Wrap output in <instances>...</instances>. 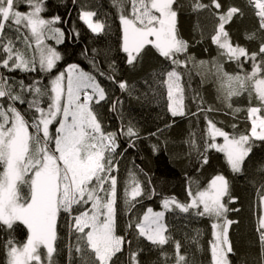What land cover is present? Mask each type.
<instances>
[{
  "label": "snow or ice",
  "instance_id": "1",
  "mask_svg": "<svg viewBox=\"0 0 264 264\" xmlns=\"http://www.w3.org/2000/svg\"><path fill=\"white\" fill-rule=\"evenodd\" d=\"M72 2L77 5V0ZM246 2L258 18V27L244 33L245 41L257 45L251 50L234 41L228 28L234 18L243 17V9L222 0H187V5L181 0H108L113 11L104 12L103 18L81 0L77 19L93 35H111L118 21L117 47L128 70H141L150 49L159 58L157 67L130 82L122 77L111 48L85 46L81 56L89 70L78 63L61 68L64 54L57 46L78 41L81 32L76 21L64 28L60 25L68 20L48 16V0H0V264H61L65 252L67 264H147L142 241L157 253L151 264H198L197 253L205 251L203 229H192V235L185 231L177 239L168 213L177 220L180 214L208 220V264H236L230 229L239 223L231 216L241 210L235 207L240 196L224 172L207 181L185 172L186 199L181 201L157 192L151 176L134 165L119 192V158L138 140L152 137L157 141L150 144L152 153H161L168 144L167 139L161 143L164 132L174 118L185 116L195 118L197 125L182 141L187 147L184 158L189 164L194 159L195 173L209 164L214 150L222 154L232 178L239 177L254 190L259 252L253 264H264V157L253 160L257 149L264 151V0ZM185 7L196 16L193 32L200 39L195 43L210 39L216 47L210 59H198L190 51L193 41L180 31ZM202 12L215 21L207 36L200 25ZM229 64L235 69L229 71ZM194 75L200 87L214 86L222 107L205 104L192 87ZM100 78L130 100H163L173 121L142 137L134 119L126 117L124 100L113 99ZM245 96L247 107L234 103ZM103 104L120 121L116 131L103 123L98 111ZM222 109L237 122L211 118ZM121 137L127 141L123 151ZM155 197H160L161 210L145 208L144 202ZM21 231L22 240L17 235ZM239 264H249L248 258L239 257Z\"/></svg>",
  "mask_w": 264,
  "mask_h": 264
},
{
  "label": "trees",
  "instance_id": "2",
  "mask_svg": "<svg viewBox=\"0 0 264 264\" xmlns=\"http://www.w3.org/2000/svg\"><path fill=\"white\" fill-rule=\"evenodd\" d=\"M81 0H77V5H74L72 0H48V16L59 14L62 19L68 20L67 25H60L61 27L68 28L72 21H76L77 27L80 29L81 35L78 41L73 42L67 40L64 44L57 46L58 50L64 54V60L60 62V67L63 68L68 63H78L85 70H89L87 60L81 56V52L84 47L87 46L90 50L93 47L105 49L111 48L112 58H114L121 68V75L123 78L128 79L130 82L138 80L145 73L151 69L157 67L160 64L159 58L154 54L153 50H149L145 56L144 64L141 70L133 72L128 70L123 64V54L118 51V21L114 22L113 32L109 36H95L93 35L86 26L77 19L78 4ZM207 2V0H205ZM225 4H235L241 7L244 11L243 17H236L234 21L228 26L229 31L234 41H238L241 45L247 46L250 50L255 49L257 45L255 43L247 42L244 39V33L250 32L258 27V18L254 15L252 7L248 6L246 0H222ZM87 3L91 4L93 10H98L101 18H103L104 12H112L109 8L108 0H87ZM181 3L187 5V0H181ZM69 12L71 18H69ZM114 15V13H113ZM200 25L203 28L205 35H210L211 30L214 27L215 21L211 19L210 14L202 12L199 14ZM196 20L195 15H190L187 7L181 13L179 17V28L181 33L186 39L193 41V47L190 49L192 53L196 55L198 59H210L216 55V47L212 45L210 39H205L203 43L196 44L195 40L200 39L198 34L193 32V25ZM53 43V41H49ZM207 49V51H205ZM101 67H106L103 63ZM228 70L232 71L235 69L234 64H229ZM17 75L23 78L26 74L17 73ZM101 83L112 93V98L119 97L124 100V112L126 117L133 118L137 126L141 130V136H147L149 133L156 131L158 127H163L165 123H171L173 118L167 112L166 102L163 100L157 104L155 101L151 103H140L135 99H128L126 94H122L118 88H115L108 81L100 78ZM47 81H45L46 83ZM193 88H196L200 94L204 97L206 105H212L213 107H222L216 101V92L214 86L211 83H206L203 87H200V79L198 76H193ZM186 95L190 96L191 91L187 92ZM191 107L192 111H195V105L190 100L185 101ZM234 103L240 107H247V98L240 97L234 100ZM101 114L103 123L108 126L109 131H116L120 127V121L116 114L108 110V104H103L98 109ZM211 118L218 121H223L225 124H231L235 121L230 115L224 114L222 109L220 113L211 114ZM174 125L167 129L161 137V143L164 139L168 140L166 149L162 145L161 153L154 155L150 148L151 143H156V138L152 137L149 139H140L137 141L135 148H128L127 152L124 153L122 158H119V192L122 194L123 181L126 179L128 171L134 169V165H138L148 173L152 178V183L155 186L157 192H162L165 195L174 194L179 200L184 201L186 199V179L185 172L188 175L197 174L204 181H207L211 176L215 175L218 171L224 172L225 175L229 176L232 180L233 191L240 196V201L235 207L241 210L235 215L231 216L232 219L238 220V224H234L230 229V237L233 241L234 247L237 250L238 256L233 257L236 264H239V257L246 256L249 264H253L256 257L258 256L259 246L258 238L255 232V216H254V205L255 193L251 186L245 184V182L239 177L233 179L225 167L223 156L214 150L209 154L210 162L204 166L200 173H195V161L193 159L192 164H189L188 159L184 158L187 151L186 145L182 141L187 137L190 130L197 128L195 118L190 116L176 117L174 118ZM243 120V114H241V121ZM204 120L201 117L199 128L203 129ZM245 125L241 122L240 128L243 129ZM222 141V140H221ZM219 141V142H221ZM121 148L123 151L127 147V141L121 137L120 140ZM264 157V151L259 149L256 150V155L253 160ZM141 180L144 179L143 174L138 173ZM160 197H155L152 200H146L144 207L151 205L155 210H161L159 205ZM143 209H141L142 211ZM166 219L170 224H174L176 227V238L181 239L183 232H189L192 235V229L200 228L203 229V236L201 243L204 244L205 251L197 253L196 259L198 264L203 261V264H208L209 254L207 252V241L211 239V229L209 221L206 219L195 220L191 217L185 218L183 214H180V219H176L173 213H168ZM121 223L123 217H120ZM187 224V227L184 225ZM19 239H24L23 231L18 234ZM61 236L65 237L63 243H66V229L61 231ZM61 243V247H63ZM142 246L145 248V252L142 259L151 264V261L156 259L157 253L155 251H148L151 247L147 241H142ZM61 264H67L66 252L59 257ZM121 259H125L121 257ZM3 260V252L0 250V261Z\"/></svg>",
  "mask_w": 264,
  "mask_h": 264
},
{
  "label": "rangeland",
  "instance_id": "3",
  "mask_svg": "<svg viewBox=\"0 0 264 264\" xmlns=\"http://www.w3.org/2000/svg\"><path fill=\"white\" fill-rule=\"evenodd\" d=\"M50 43V42H49ZM222 142V141H221Z\"/></svg>",
  "mask_w": 264,
  "mask_h": 264
}]
</instances>
